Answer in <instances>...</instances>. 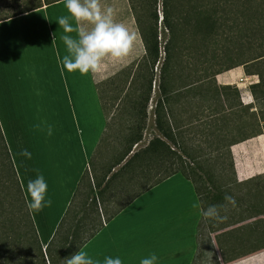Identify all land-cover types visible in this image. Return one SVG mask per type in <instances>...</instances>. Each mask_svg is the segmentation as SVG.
<instances>
[{"label": "crops", "instance_id": "obj_1", "mask_svg": "<svg viewBox=\"0 0 264 264\" xmlns=\"http://www.w3.org/2000/svg\"><path fill=\"white\" fill-rule=\"evenodd\" d=\"M61 17L74 24L66 0L0 20V130L25 201L30 179L42 175L48 186L45 204L51 200V205L39 212L28 209L42 248L107 123L96 76L63 67L68 52L62 37L77 34L64 33ZM257 82V76L245 73L242 66L224 68L212 78L180 87L166 105L176 143L171 149L186 160L210 157L203 163L213 168L231 161L229 180L247 181L249 186L246 192L221 193L216 204L220 206L226 195L237 203L248 201L221 208L220 215L227 219L209 232L218 264H264V193L250 187L264 183V107L250 89ZM153 131L162 139L154 127ZM143 140L144 132L136 147L147 142L141 144ZM24 150L31 153L30 159L21 155ZM108 191L102 193V202L97 200L99 212ZM194 204L202 208L193 182L174 171L102 219V226L75 253L83 251L93 264H105L107 257L141 264L152 254L157 256L155 264H190L202 217Z\"/></svg>", "mask_w": 264, "mask_h": 264}, {"label": "trees", "instance_id": "obj_2", "mask_svg": "<svg viewBox=\"0 0 264 264\" xmlns=\"http://www.w3.org/2000/svg\"><path fill=\"white\" fill-rule=\"evenodd\" d=\"M54 1L57 0H10V3L0 1V20ZM157 1L126 0L143 50L140 66L133 72L129 66L116 72L118 79L123 76L120 88L123 95L118 98L123 96L122 99H128L126 131L122 135L118 150L103 166L101 174L93 173L94 167L91 159L89 160L88 168L80 176L72 198L44 248L38 242L0 130V167L6 165L13 177L12 184L15 189L11 197L10 215L13 218L10 220H14L18 226L24 224L27 228L24 234L30 237L29 244L35 250V258L31 256L30 264H66L65 259L75 254L102 226V219L107 220L135 195L174 171H180L191 179L203 209L218 204L221 193L232 189L230 184L238 188L247 186V181L233 183L232 180L215 186L211 178L212 166L207 162L203 163L210 157L202 162L194 159L187 161L176 150L171 149V144L176 146V143L168 121L166 105L169 96L180 87L212 78L218 70L242 66L245 73L257 76L258 82L252 84L250 89L254 99L260 100L264 107V0H160V18L156 10ZM161 29L166 34V40L160 49L158 31ZM160 50L163 52L161 61ZM158 62L159 95L151 111L153 127L162 139L153 135L144 145L136 147L142 140L146 125L152 68ZM100 100L107 126L109 114L101 97ZM117 105L115 103V107ZM103 134L105 135V131ZM102 137L96 150L101 145ZM216 169L220 176L226 170L228 175L232 174V163L229 161L228 165ZM90 176L92 181L88 183ZM84 178L87 180L86 186L90 195L85 202L80 203V213L74 215L77 204L75 199L81 191ZM259 187L254 192L259 193ZM106 190H111L106 197V204L117 192L124 196L119 198L120 202L112 212L100 218L97 200L102 202L101 195ZM90 213L99 218L98 223L80 237L79 233L88 223L84 220H89ZM71 218L72 225L69 224ZM206 221L202 215L196 228V251L190 264H208L207 256L212 259L213 264H218L209 237V232L214 228L205 231ZM6 246L5 242H0V264H18V254L12 249L6 251V257L2 256Z\"/></svg>", "mask_w": 264, "mask_h": 264}, {"label": "rangeland", "instance_id": "obj_3", "mask_svg": "<svg viewBox=\"0 0 264 264\" xmlns=\"http://www.w3.org/2000/svg\"><path fill=\"white\" fill-rule=\"evenodd\" d=\"M5 3H10V0H0ZM102 5L106 7H112L115 11V19L117 22L124 23L131 31L136 33V42L134 49L132 53L130 54L129 58L126 59L123 63L120 64H111L108 63L106 67L102 70V72L98 75H96L97 87L99 95L105 105L106 110L108 111V124L106 126L105 135L103 134L101 145L97 148L96 152L91 158L94 170L93 173L95 174H101L103 166L107 162L110 161V158L113 156V154L118 150L121 142H122V135L125 133V125L127 123L128 113L126 110L127 107V101L128 99H122L118 98L119 95H123L122 91H120L123 81V76H121V79H118V75H116V72H118L122 67L129 66L131 67V72H133L137 67H139V63L142 56V45L139 38V35L137 33V30L135 28V22L133 19L132 14L127 8L126 0H101ZM161 3L160 0L157 1L156 4V10L159 15V18L161 17ZM158 38H159V45L160 49L162 45L164 44L166 40V34L163 32V30L158 31ZM163 57V52L160 50V60ZM159 65L160 62L156 63L152 68V81L150 85V97L147 103L146 113V125L144 132V140L141 142L144 143V141L148 140L154 135L153 126H152V120H151V108L156 100V98L159 95L158 90V73H159ZM142 67V66H141ZM122 80V81H121ZM117 96V98H116ZM115 103L118 104L117 107H115ZM117 109V110H116ZM2 133V132H1ZM3 136V135H2ZM4 140V137H3ZM5 142V140H4ZM6 144V143H5ZM140 145V144H139ZM7 148V147H6ZM2 158V156H1ZM2 160V159H1ZM0 160V164L2 161ZM188 161V160H187ZM211 162H214L211 161ZM3 164H5L3 162ZM218 169L211 168L213 182L215 186H219V184H223L224 182H227L229 180L230 174L228 175V170L224 171V173L220 176L217 172ZM86 178V177H85ZM83 179L82 185H81V191L78 194V196L75 199V202L77 203L75 205V212L74 215L79 214L82 207L80 206V203L85 202L87 196L90 195V192H88V188L86 186V179ZM223 179V180H222ZM219 180L221 182H219ZM92 181V177L88 179V183ZM13 177L6 169V165L3 167H0V242H5L7 245L6 250H3L5 254H2L3 257H6V251L8 249H12L14 252L18 254V264H30L31 256L35 258V250L32 245L29 244V241L31 242L30 237L25 235L24 232L27 230V228L24 226V224L16 225L13 221L10 219L13 218L10 215V207H11V197L12 193L15 192L14 186L12 184ZM230 187L232 189L230 191H241L246 192L249 190V186L245 185L243 187H236L235 185L230 184ZM256 186V185H255ZM254 185L250 186L253 191H255L257 186L259 187V193H264V183H259L255 187ZM225 186H223L224 188ZM242 188V190H241ZM121 196L120 193L117 192V194L109 201L108 204L101 203L100 207V218L105 217L110 212L113 211L114 207L119 204V198ZM26 202V201H25ZM247 200L244 201H235V206H242L243 203H247ZM220 205H226V206H233L232 204L228 203L225 199L221 200ZM27 206V205H26ZM86 208V207H85ZM4 210V211H3ZM90 217L89 220H84L88 222L83 226V230L79 233L80 237L87 234L88 230L92 229L96 226L98 223L99 218L95 217L93 214H89ZM223 220L222 222H224ZM222 222H216L215 220H207L205 222V228L204 230H210L211 228H215L217 224H220ZM73 220L72 218L69 221V224L72 225ZM46 257V255L44 256ZM208 260V264H213L212 259H209V256L206 257Z\"/></svg>", "mask_w": 264, "mask_h": 264}, {"label": "clouds", "instance_id": "obj_4", "mask_svg": "<svg viewBox=\"0 0 264 264\" xmlns=\"http://www.w3.org/2000/svg\"><path fill=\"white\" fill-rule=\"evenodd\" d=\"M66 8L75 26L69 22V17L59 18L58 23L64 33L77 34L76 37L71 35L62 37L68 52V55L63 57L62 64L67 71H79L81 74L92 73L95 77L108 63L120 64L129 58L135 46L136 33L124 23L116 21L112 7L102 5L101 0H66ZM48 133L51 135V128ZM21 155L31 158V153L27 150H24ZM47 187L42 175L27 182L26 202L30 197V202H27L30 212H39L43 207L51 205V200L47 201V205L45 204ZM225 200L235 206L234 197L226 195ZM193 207L200 208L197 204ZM221 208L227 210L226 205H210L200 210L205 220L222 222L227 217L220 215ZM156 260L157 256L152 254L150 257L143 258L141 264H155ZM65 261L66 264H93V260L83 251H78ZM105 264H122V262L119 257H107Z\"/></svg>", "mask_w": 264, "mask_h": 264}]
</instances>
